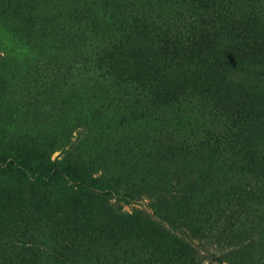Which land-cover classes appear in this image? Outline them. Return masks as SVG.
I'll return each instance as SVG.
<instances>
[{"label": "trees", "instance_id": "trees-1", "mask_svg": "<svg viewBox=\"0 0 264 264\" xmlns=\"http://www.w3.org/2000/svg\"><path fill=\"white\" fill-rule=\"evenodd\" d=\"M246 1L0 0L6 56L10 34L34 56L0 77V176L145 234L151 264H203V242L229 249L207 264H264V6ZM31 115L51 129L21 133Z\"/></svg>", "mask_w": 264, "mask_h": 264}, {"label": "rangeland", "instance_id": "rangeland-1", "mask_svg": "<svg viewBox=\"0 0 264 264\" xmlns=\"http://www.w3.org/2000/svg\"><path fill=\"white\" fill-rule=\"evenodd\" d=\"M243 2L247 9L249 2ZM260 3L264 6V0ZM8 33L9 27L0 19V77L11 68L21 67L27 62L25 59L34 62L27 44L11 34L10 48L14 50L10 57L6 56L1 43H9ZM50 125L49 120L35 121L31 115L19 128L21 133L44 132L51 129ZM58 156L59 152H55L51 159L59 160ZM0 182V197H5L0 202V239L10 243L13 254L19 255L22 264H151L158 260L157 252L148 249L145 234L135 238L117 229H99L93 219L95 209L89 208L88 214H84L69 206L68 201L56 202L52 195L48 202L45 197L49 193L33 188L31 181L21 183L18 178L3 175ZM148 205L149 200L143 199L125 206V210L135 207L149 211ZM3 227H7L12 236H8ZM223 245L226 246L203 242L198 248L203 264H207L211 256L221 255ZM227 248L224 252L229 251ZM172 250V246L167 248V252ZM161 252L167 253L164 246Z\"/></svg>", "mask_w": 264, "mask_h": 264}]
</instances>
